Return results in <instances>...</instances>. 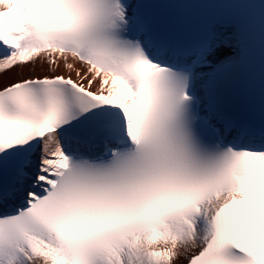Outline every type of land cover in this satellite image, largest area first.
Masks as SVG:
<instances>
[{
  "label": "snow or ice",
  "instance_id": "obj_1",
  "mask_svg": "<svg viewBox=\"0 0 264 264\" xmlns=\"http://www.w3.org/2000/svg\"><path fill=\"white\" fill-rule=\"evenodd\" d=\"M0 264H264V0H0Z\"/></svg>",
  "mask_w": 264,
  "mask_h": 264
},
{
  "label": "bare ground",
  "instance_id": "obj_2",
  "mask_svg": "<svg viewBox=\"0 0 264 264\" xmlns=\"http://www.w3.org/2000/svg\"><path fill=\"white\" fill-rule=\"evenodd\" d=\"M18 71L19 70L14 69L12 72L5 74V76H4V82L5 83L13 82V80H15V79H19V78H23V77H26V76H29V75H35L36 74V73H32V72L25 71L23 73V77H22V76L16 75V73ZM73 74L75 75V73H73Z\"/></svg>",
  "mask_w": 264,
  "mask_h": 264
}]
</instances>
